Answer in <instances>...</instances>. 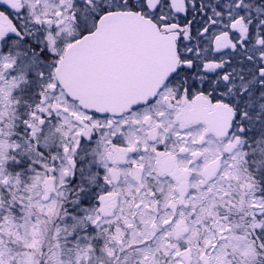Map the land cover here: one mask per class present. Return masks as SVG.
Masks as SVG:
<instances>
[{"label":"snow or ice","instance_id":"obj_1","mask_svg":"<svg viewBox=\"0 0 264 264\" xmlns=\"http://www.w3.org/2000/svg\"><path fill=\"white\" fill-rule=\"evenodd\" d=\"M0 264H264V0H0Z\"/></svg>","mask_w":264,"mask_h":264}]
</instances>
